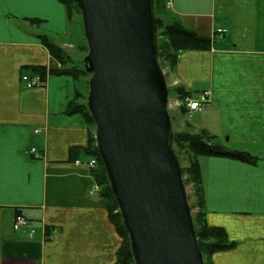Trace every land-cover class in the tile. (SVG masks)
Segmentation results:
<instances>
[{
	"label": "crops",
	"instance_id": "0c3cea01",
	"mask_svg": "<svg viewBox=\"0 0 264 264\" xmlns=\"http://www.w3.org/2000/svg\"><path fill=\"white\" fill-rule=\"evenodd\" d=\"M168 3L183 27L210 41L173 64V97L203 100V110H177L252 158L196 157L207 221L235 242L212 253V264H264V0ZM68 17L61 0H0V264H116L124 245L94 191L99 167L77 163L98 151L87 99H77L78 91L87 97V83L52 73L46 42L72 52L63 44L74 31ZM40 67L45 83L24 86L22 75ZM18 212L33 235L14 229Z\"/></svg>",
	"mask_w": 264,
	"mask_h": 264
},
{
	"label": "water",
	"instance_id": "95a60500",
	"mask_svg": "<svg viewBox=\"0 0 264 264\" xmlns=\"http://www.w3.org/2000/svg\"><path fill=\"white\" fill-rule=\"evenodd\" d=\"M98 153L134 264H206L175 146L156 0H76Z\"/></svg>",
	"mask_w": 264,
	"mask_h": 264
},
{
	"label": "trees",
	"instance_id": "16d2710c",
	"mask_svg": "<svg viewBox=\"0 0 264 264\" xmlns=\"http://www.w3.org/2000/svg\"><path fill=\"white\" fill-rule=\"evenodd\" d=\"M63 3H65L67 7V14L70 22L73 23L74 25V37H75V42H76V50L80 52H84L86 49H88V44L87 40L85 37L84 33V26H83V20H82V12L79 7V4L76 0H61ZM78 14V17H75V15ZM176 23H174L171 26H168L166 29V37L168 39V42H165L163 40L162 44H160V38H159V46H160V55H163L165 51L168 52V54L171 56V60L173 59L174 63H176V58L180 54V52L186 48H193V47H209L210 41L208 39H204L199 37L195 32L185 28L182 26L179 20H175ZM73 32H72V37H73ZM163 32L162 34H164ZM161 34V35H162ZM48 48L51 50L54 58L57 60L58 64L60 67H52V73H58V74H69L77 79H80L79 76L82 77L83 72H86L89 74L90 78V73L87 72L85 69L84 63L83 67H78L79 66V61L83 57V55H77L76 53L73 52H68L65 51L63 47H61L58 44H55V42H46ZM171 43V44H170ZM190 44V45H188ZM173 49V50H172ZM174 54H171L173 53ZM159 55V57H160ZM83 60V59H82ZM71 61V67L74 69L77 73L71 72L67 70V72H61V62L68 63ZM78 61V62H77ZM33 72H37L38 76H40V83L38 85H35L33 87H38L41 86L45 83L46 79V74L44 71L43 67L38 68V70H35ZM79 73V75H78ZM36 73L29 74V76H34ZM81 74V75H80ZM24 75V74H23ZM22 75V76H23ZM83 80V79H82ZM22 82L24 86H26L25 81L22 78ZM87 83L86 88L84 91L88 89L89 92V80L86 81ZM28 87V86H26ZM33 87H28V88H33ZM81 95V96H80ZM77 96H79L77 99L83 98L84 100L87 99L86 93L84 94L83 92L78 91ZM88 96V93H87ZM85 105V104H84ZM87 106V103L85 107ZM88 108V107H87ZM186 108V107H183ZM90 112V110L88 109ZM91 113V112H90ZM92 117V115H91ZM93 118V117H92ZM188 133L185 136L184 143L183 141L178 143L176 141L177 138V133L174 130V135H175V146H176V151L178 149V146L180 147V150L183 149H188L192 152L193 155L196 157L199 155H208V156H223V157H233V158H240L246 161H252V158L244 153L240 152H234L227 150L220 144L216 143L215 137L213 135H209L205 131H197L198 134H194L192 132H186ZM178 154V152H177ZM96 157L98 160L97 166L99 167V172H98V178H103V181H101V184L104 185V194L106 196V204L110 210V216H112L113 222L116 225L118 231L121 233V235L124 237V245L120 249L119 257H118V262L116 264H134L133 260V254L128 238V234L125 230L119 208L117 205V202L112 194L109 182L107 180V173L105 171L104 165L101 161V158L99 156V153L97 151ZM196 162V172H195V180L200 183V192L198 194L199 197V206L202 211L199 212L198 215H196L194 221H195V227H196V232L197 236L201 245V248L204 252V255L206 256L216 252V251H223V250H228L231 249L232 247L235 246V242L229 241L227 233L224 228L218 227V226H212L209 225L207 221V217L205 215V210H204V195H203V189H202V175L200 168L198 166L197 161ZM102 172V173H101ZM105 173V175L103 174ZM111 191V192H110ZM117 210V211H115ZM115 211V212H113ZM114 213L113 215L111 214ZM211 237L213 238V241L207 242L205 240V237ZM207 246V248H206Z\"/></svg>",
	"mask_w": 264,
	"mask_h": 264
},
{
	"label": "rangeland",
	"instance_id": "374dc122",
	"mask_svg": "<svg viewBox=\"0 0 264 264\" xmlns=\"http://www.w3.org/2000/svg\"><path fill=\"white\" fill-rule=\"evenodd\" d=\"M156 14H157L158 25H159L160 44H162L163 40L165 42H168V39H167V37L165 35L166 34L165 31H166L168 26H171L174 23H176V21H175L176 18H175V14L170 9L168 0H156ZM77 17H78V14H77ZM163 32H165V33L162 34ZM69 39H70V41L67 39V41L64 42L63 44L65 46H70L71 45L69 48L73 47L72 50L70 49L73 53H76L79 56L83 55V57L79 61V66L78 67L84 68L83 67V63L84 62H83L82 59H84V57L86 56L88 49H86L84 52H80L79 50L77 51L76 48H75V46H76L75 37H71L70 36ZM188 45H190V44H188ZM171 54H174V52L171 53ZM170 58H171V56L168 54L167 51H165L163 53V55H160V63H161V66H162L166 76H167V83H168V85L170 87V94H169V99H170V103H171L170 113H171V118H172L173 129L178 134L177 138H176V141L178 143L183 141V143H184L185 136L188 134L186 132H192L194 134H198L197 133L198 130H195L193 128L195 126H190L189 125V121L188 120L192 119L191 116H189L188 114H185L184 115L185 118H184L182 111L181 110L178 111L177 109H179V108H176V107L182 106V104L185 101L184 102H179L178 105L175 103L176 98H174L173 95L176 94V93H175V90L173 89V87H174L175 83L176 84L178 83V81H176L173 84L171 82V80H169V79H171L170 74L172 73L173 64H174L173 59L171 60ZM70 62L71 61H69L68 63L61 62V72H65L66 73L67 70H69L71 72L77 73L74 69H72ZM56 66L60 67L58 62H56ZM65 75H69V74L67 73ZM78 75H79V73H78ZM168 75H169V78H168ZM34 76H38V74H34ZM79 77H80L81 80L82 79L85 80V82L89 80V74H87L86 72H83V76L82 77L79 76ZM172 103H173L174 106H172ZM177 152H178L179 162H180V165H181V168H182V171H183L184 181H185V184H186V187H187V190H188V197H189V201H190V204H191V207H192L193 216H194V219H195L196 215H198L199 212L202 211V209H200L199 206H197L199 204V197H200V196L198 197V194L200 192V183H198L195 180V177H196L195 176V172H196V167H195L196 166V162H195L196 156L193 155L192 152L190 150H188V149L187 150L186 149L180 150L179 146H178ZM96 167L97 166H94L95 169H96ZM103 174L105 175V173H103ZM101 181H103V178L99 179L98 183H100V184H98V186H96L97 189L94 188V191L98 192L100 194V200H105L106 201V196L104 194V190H102V188H104V186L101 185ZM115 211H117V210H115ZM115 211H113V212H115ZM111 214L113 215L114 213L111 212ZM111 220H113L112 216H111ZM205 240L207 242H209V241L212 242L213 238L207 236V237H205ZM206 248H207V246H206ZM210 255L209 256L208 255L206 256V254L204 255L206 264H212Z\"/></svg>",
	"mask_w": 264,
	"mask_h": 264
},
{
	"label": "built area",
	"instance_id": "2783aa9c",
	"mask_svg": "<svg viewBox=\"0 0 264 264\" xmlns=\"http://www.w3.org/2000/svg\"><path fill=\"white\" fill-rule=\"evenodd\" d=\"M226 29L225 28H218V32L222 33ZM40 76H29L28 74H24L22 76L23 80L25 81L26 86L28 87H33L35 85H38L40 83ZM186 105L191 109V110H202L203 109V104L201 100L198 99H192L187 97L186 98ZM179 102L176 104L178 105ZM173 105V104H172ZM35 148H32V151H34ZM98 160L96 157H92L87 161H81L77 160V163L79 164H87L88 166L94 167L97 164ZM31 221L30 219L23 213L18 212L16 213L13 221V227L16 231H21L28 229L29 235H33L35 228L34 227H29Z\"/></svg>",
	"mask_w": 264,
	"mask_h": 264
}]
</instances>
